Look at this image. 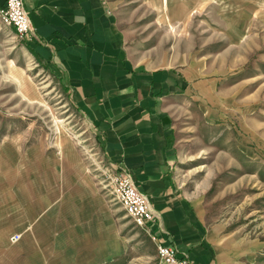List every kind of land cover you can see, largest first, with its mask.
Here are the masks:
<instances>
[{"label":"rangeland","instance_id":"obj_1","mask_svg":"<svg viewBox=\"0 0 264 264\" xmlns=\"http://www.w3.org/2000/svg\"><path fill=\"white\" fill-rule=\"evenodd\" d=\"M103 1L131 60L180 73L173 170L201 214L213 263L264 264V0ZM107 169L57 77L0 24V264H28L42 248L45 264H59V235L45 226L59 216L45 206L60 187L88 183L99 188L110 263L158 264L148 229L106 186ZM70 251L66 264L76 261Z\"/></svg>","mask_w":264,"mask_h":264},{"label":"crops","instance_id":"obj_2","mask_svg":"<svg viewBox=\"0 0 264 264\" xmlns=\"http://www.w3.org/2000/svg\"><path fill=\"white\" fill-rule=\"evenodd\" d=\"M21 1L34 35L24 44L90 123L108 165L129 173L147 199L154 245L175 248L190 264H216L201 214L173 170L177 147L171 109L183 90L180 73L131 60L103 0ZM69 193L79 195L70 201ZM54 205L59 219L45 226L59 235V264L68 263L69 248L74 264H111L112 253L100 250L99 188L62 186L59 197L45 207ZM73 228L77 234L70 239ZM44 250L31 252L28 264H45Z\"/></svg>","mask_w":264,"mask_h":264},{"label":"built area","instance_id":"obj_3","mask_svg":"<svg viewBox=\"0 0 264 264\" xmlns=\"http://www.w3.org/2000/svg\"><path fill=\"white\" fill-rule=\"evenodd\" d=\"M0 24L12 29L14 36L22 41L34 37L21 0H4L0 5ZM105 179L124 215L135 226L147 230L152 211L145 196L136 190L129 173L109 166ZM155 255L158 264H190L185 254H177L175 248L161 243H155Z\"/></svg>","mask_w":264,"mask_h":264}]
</instances>
